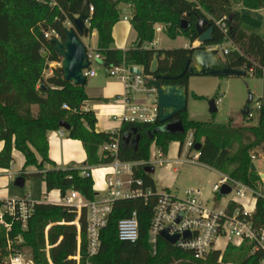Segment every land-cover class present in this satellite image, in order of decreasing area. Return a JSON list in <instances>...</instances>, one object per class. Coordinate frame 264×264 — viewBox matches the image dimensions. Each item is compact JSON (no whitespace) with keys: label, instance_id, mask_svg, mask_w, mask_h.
Segmentation results:
<instances>
[{"label":"trees","instance_id":"1","mask_svg":"<svg viewBox=\"0 0 264 264\" xmlns=\"http://www.w3.org/2000/svg\"><path fill=\"white\" fill-rule=\"evenodd\" d=\"M85 1L92 8L85 36L96 31V52L107 68L121 65L138 67L145 77H169L161 84L187 87L190 75L183 72L197 49L144 47L154 41V26L157 24L164 26L169 39L184 37L192 44L198 38L195 24L204 19L214 28L213 42L207 46L230 42L241 52L231 64L232 68L246 70L253 77L264 75V42L258 35L241 30L239 14L232 10L230 0H0V141L4 143L0 152V168H9L13 161L12 151L16 150L25 160L22 175L27 177L25 169L35 167V176L45 183L46 193L58 190L63 197L74 190L84 199L93 200L95 193L90 179L81 177L79 169H57L48 158L47 134L59 131L60 122L69 126L66 132L69 139L81 142L86 154L85 166L109 162L110 159L103 158L100 149L114 138L119 139L117 157L120 161L140 162L148 159L152 144L166 154L169 144L178 142L180 155L187 134L191 133L193 146L190 150L195 145L200 146L197 163L259 194L254 211L246 221L251 223L256 233L264 231V193L258 189L260 177L250 171L252 154L256 150H264V101L259 103L258 120L254 126L196 122L188 119L185 109L174 118L182 123L183 134L164 132L163 125L157 120L153 124H122L117 134L96 132L94 114L81 110L87 100L84 92L86 83L75 86L63 79L60 66L50 67L61 63L50 39L54 35L58 39L65 38V26L73 25ZM120 4L131 6L130 24L136 33V42L126 50L112 48V29L120 19ZM242 5L247 10H261L264 9V0H242ZM223 17L226 18V33L215 25V21ZM182 21L188 24L186 30L180 29ZM45 34H50L51 38H45ZM155 53L157 67L151 74ZM49 69L52 74L45 77L44 73ZM63 105L69 110L62 109ZM133 128L137 129L139 141L123 147L121 140L124 135L130 133L131 141H135ZM134 178L142 181L143 188L155 189V181L142 168L134 171ZM3 205L0 203V209ZM153 205V200L144 202L141 199L116 202L108 226L101 232L98 254L89 263L258 264L263 257V252L256 250L254 243L243 241L239 247L228 244L223 254L214 251L205 261H197L189 252L160 238L153 254L148 243ZM238 208L237 204L229 202L226 211L231 214ZM132 212L137 214L139 238L134 244L120 242L117 239V222ZM76 217L72 209L35 204L23 229L20 222L5 216L11 223L9 237L22 238V248L31 252L33 264H77L73 260L77 252L79 264H86L85 212L82 210L78 217L79 231L72 224ZM4 243L5 230L0 226V247Z\"/></svg>","mask_w":264,"mask_h":264},{"label":"built area","instance_id":"2","mask_svg":"<svg viewBox=\"0 0 264 264\" xmlns=\"http://www.w3.org/2000/svg\"><path fill=\"white\" fill-rule=\"evenodd\" d=\"M128 7L131 8L130 5ZM90 12H92L91 7ZM123 19L127 20V17ZM225 21L226 18L223 17L216 23V26L223 33H226ZM156 33H162V29L158 25L154 26V34ZM44 37L50 39L51 35L45 34ZM54 37L58 39L57 35ZM153 45L150 43L148 47L153 48ZM218 47L219 45H212L206 51H216ZM227 52V50H223V55H226ZM86 57L89 65L82 71V75L87 80L95 76L93 65L102 60L97 52L88 48H86ZM106 73L108 77L120 81L124 87L123 94L115 99L116 102L121 103L122 110L119 113H113L112 117L119 118L122 124H153L157 120L158 114L156 98L154 106L151 107H147L143 101L137 98L139 94H146L147 98L152 95L155 96L154 90L146 89L145 76L143 74L141 76L131 74L129 67L124 65L106 67ZM62 109L69 110L66 105H63ZM191 137L187 138L185 145L183 144L186 150H190L193 146ZM118 149L119 139L114 138L100 149L103 158L110 159L109 162L98 166H84L79 169L81 177L92 181L95 193L93 200H86L79 192L71 190L61 197L57 204H51L72 209L77 215L72 224L78 230V217L82 210L85 212L86 264H90L89 260L98 254L101 232L108 226L114 204L118 201L134 199H141L144 202L154 201L148 227V243L153 254H155L157 239L160 238L159 234L168 230L169 236H178V240L173 246L189 252L194 260L205 261L212 252L218 251L217 241L225 239L228 244L234 246L241 245L243 241L254 243L255 249L263 252V257L258 264H264V231L256 233L252 229L251 223L246 221V218L253 213L251 208L256 202V197L259 196L258 193L226 176H221L219 182L214 184L212 192L218 193L222 186H229L230 194H234L230 202L239 206L234 212L228 214L226 208L207 207L197 190L185 191L181 196H176L170 190L143 188L142 181L134 178V171L138 168L145 171L148 167L154 169L155 166H164L167 162L166 154L152 144L147 160L123 162L117 157ZM197 158V152L194 151V156L190 162H196ZM254 159L256 156L252 154L251 161ZM261 159L264 160V156H261ZM263 188L261 185L258 186L262 193H264ZM34 206L35 203L27 200H11L2 206L4 211H0V226L5 230V243L0 247V264H33L31 259L26 260L21 254L22 238L20 236L13 239L9 237L11 223L6 221L5 216L14 222H20L22 228H25L26 221L33 213ZM178 219H180L179 222H177ZM116 231L118 241L129 244L136 243L139 238L136 212L120 219L117 222ZM185 234H189L188 239L184 237ZM48 249L49 247L46 245V251ZM73 260L79 264L80 255L78 252Z\"/></svg>","mask_w":264,"mask_h":264},{"label":"crops","instance_id":"3","mask_svg":"<svg viewBox=\"0 0 264 264\" xmlns=\"http://www.w3.org/2000/svg\"><path fill=\"white\" fill-rule=\"evenodd\" d=\"M230 1H231L232 10L239 14L241 30L245 32L246 34L258 35L264 42V9L248 10L251 13L254 12L255 14L256 13L260 14L261 20L255 26L256 27L255 29L257 30H246L244 28V20H243L244 18L243 17L244 16L248 18L250 17L247 13H245L247 9L243 7L242 0H235V1H238L239 4H241L242 9H239L237 7L235 8L233 4V0H230ZM128 6L129 5H125V4H120L118 6V9L120 11V19L112 29V38H113L112 48L113 49L126 50L136 42V33L134 32L130 24L131 9H129ZM124 17H127V20H124L123 19ZM83 37H94L95 45L93 46L92 49L91 48H88V49L96 52V48H97L96 31H92L91 34H89L88 36H83ZM177 38H184V37H177ZM152 43L154 44L153 49H158L157 41L155 40V37ZM224 43L231 45L230 42H224ZM192 44H190V42L188 44H184L183 48H187V46H190V45L193 46ZM148 45H145L144 48H149ZM231 46L237 49L238 54L236 58H233L232 60H227V59L223 60L224 62L229 63V64L234 63L241 55V52L237 47L233 45ZM228 53L229 52H227L226 55H228ZM51 66L53 65L51 64L50 67ZM92 68L95 70V76L86 80V86L84 88V92L87 97V100L83 103L81 110L92 112L94 114L95 119H96V124H95L96 132L117 134L122 123L119 118H113L112 114L115 112L119 113L122 110L121 103L116 102L115 99L116 97L123 94L124 92L123 84L117 79L108 77L106 73V67L100 64V62L95 63V65H93ZM51 74H52L51 69H49L45 77H49ZM61 132L62 134H60ZM66 132L67 131L60 129L59 131L49 132L47 134L48 158L52 163H54L55 168L57 169H62V170L81 169L82 167L85 166V161H86V154H85L84 148L81 142L77 140L69 139L67 137ZM172 143L175 146V154L177 155V157H175V159L174 158L172 159L171 157L169 158V156H167L168 155V150H167L166 152V156L168 158L166 159L167 162L164 166L161 167L162 171L160 172L159 178L158 180H156V183H155L156 189H157V185L160 184L159 186L160 190H170L171 192H172V187L177 178L176 173L178 171L177 168L172 167V164H175V165L181 164V162L179 161V158L181 157V154H182V151L180 155L178 154L179 143L178 142H172ZM3 146H4V143L0 141V152L3 149ZM263 151H260L258 153H260L261 156H264ZM12 159L13 161L10 164L9 168H0V203L5 204L7 201H11V200H15V201L27 200L35 204H57L59 202V200L61 199L59 191L52 190L51 192L46 193L45 183L42 181V179L37 178L35 176V174L37 173V170L35 167H28L25 169V174L27 175V177H24L22 175L21 171L24 167L25 160H24L23 155L20 152L13 150ZM256 159H259V158H256ZM260 160L263 162V165H264V160H262L261 157H260ZM76 166H81V167L76 168ZM199 166L208 172L216 173L220 177L223 176L220 173L210 168H207L200 164ZM46 169H50V167L46 166ZM250 171L256 173L255 171L251 169V164H250ZM148 174L150 175V173ZM256 174L260 178H264V173H261V174L256 173ZM17 180L21 181V185L16 184ZM37 184L38 186L40 185L39 193H41L42 196H45L47 200L43 199L44 201H41V199H39L38 196L34 195L35 194L34 188ZM200 196H201V193H200ZM203 201L207 204L209 200L207 199ZM241 202H245V201H241ZM228 203L221 208L220 207H217V208L213 207V208L225 209ZM254 208H255V204L251 208L252 212L254 211ZM0 211L3 212L4 208L2 207ZM227 244L228 243L226 242L225 239H219L217 241L218 252L222 254ZM239 246H234V247H239ZM220 259L221 257L219 258L218 261H220Z\"/></svg>","mask_w":264,"mask_h":264},{"label":"rangeland","instance_id":"4","mask_svg":"<svg viewBox=\"0 0 264 264\" xmlns=\"http://www.w3.org/2000/svg\"><path fill=\"white\" fill-rule=\"evenodd\" d=\"M235 8L242 9L241 4L238 1L233 0ZM131 9V8H129ZM250 17H243L244 19V28L246 30H257L255 29L257 23L261 20V16L258 13H251L246 10ZM251 13V14H250ZM132 15V9L131 14ZM206 16L210 18L207 14ZM217 21H215L216 25ZM162 29V33L155 34V40L157 41V48L164 50L179 49L183 48L184 44H188L186 38H176L174 40L169 39L164 30V26L157 24ZM88 27V23L86 24ZM69 28L68 26H65ZM81 42L87 48H93L95 45L94 37H81ZM190 46V48L198 47L200 44L195 40ZM204 50H207L209 46L204 45ZM227 49L229 52L228 55H223V50ZM217 56L222 60H232L236 58L238 52L237 49L232 47L229 44L223 43L219 45L216 49ZM51 67L60 66L59 64H52ZM95 65V64H94ZM47 70L44 73V76L48 73ZM199 99H195V97ZM252 97V102L248 105L250 109L249 116H243L242 111L247 105L248 98ZM139 100L143 101L147 107L154 106L155 96L152 95L149 98L146 97V94L137 95ZM211 100L215 101L217 111L215 113L209 112V102ZM261 101H264V76L262 77H253L249 73L246 77H228V78H219V77H210V76H189L187 80V101H186V112L189 120L196 122H206L217 125H228L231 126H254L257 124L258 120V106ZM35 111V108H33ZM191 133L187 134V138H190ZM192 138V137H191ZM185 140V142H186ZM184 142V143H185ZM185 145V144H184ZM260 151L256 150L253 154L256 155V160L251 161V169L256 173H264V165L260 160L261 154ZM172 159L177 157L175 154V146L171 143L168 146V155ZM165 156V159H168ZM194 156V150H186L183 146L181 157L179 161L181 164H172L173 168H177V178L172 187V193L176 196H181L184 191L197 190L201 193V198L203 200H209L206 204L207 207H223L234 197V194H228L226 196L220 197L218 193H212V187L214 184L219 182L220 176L216 173L208 172L202 169L199 166V163L190 161ZM187 160V162L185 161ZM81 166H76V168ZM161 167L155 166L154 171L150 173V176L156 183L158 180ZM261 185L264 187V178H260L258 186ZM160 184L157 185V189ZM40 185L38 184L34 188V195L38 196L41 201L43 199L47 200L45 196H42L40 192ZM264 189V188H263ZM21 254L24 259H31V252L25 248H21ZM225 251V249H224ZM222 252V254L224 253ZM221 261V260H220ZM218 261V262H220Z\"/></svg>","mask_w":264,"mask_h":264},{"label":"water","instance_id":"5","mask_svg":"<svg viewBox=\"0 0 264 264\" xmlns=\"http://www.w3.org/2000/svg\"><path fill=\"white\" fill-rule=\"evenodd\" d=\"M91 16L90 5L88 1L84 2L83 8L78 16L73 20V25L69 28H64L65 38L57 39L55 37L50 39V43L53 44L55 54L61 59L60 68L65 81L71 82L75 86L85 85L86 79L82 75V71L88 68V60L86 57V48L81 42V36L86 35L88 23ZM188 27L187 22L182 21L181 30H186ZM195 31L198 35L196 39L200 44L199 47L192 54L191 58L186 63L183 74L188 73L190 76H210L219 78L228 77H246L248 75L246 70L235 69L231 67V64L224 62L217 56L216 51L204 50V45L213 42L214 28L207 20L200 19L195 24ZM83 37V36H82ZM46 57V54L43 55ZM157 53L154 54V60L151 65V74L156 72L157 67ZM100 64L105 66L103 62ZM131 74L141 76L143 71L138 67H129ZM145 87L148 90L155 91L156 105L158 109L157 121L163 125L162 130L170 135H177L184 133V127L181 122L174 120V118L182 113L186 109L187 101V87L185 85H167L161 84V81L169 80V77H145ZM252 102V97L248 98L247 105L242 111L243 116L250 115L249 104ZM217 111L214 100L209 102V112L215 113ZM59 128L68 131L69 126L65 122L59 123ZM132 133L136 135L135 141H131L130 133L122 137V146L125 147L129 144H136L139 141V135H137V129L133 128ZM199 145L194 146V151H199ZM154 169L148 167L145 172L152 173ZM17 185H21V181H16ZM231 189L229 186H222L218 192L220 197L230 194ZM180 219L177 220L179 222ZM160 238L170 245H174L178 240V236L171 237L168 235V230L162 231ZM186 239L189 238V234H185Z\"/></svg>","mask_w":264,"mask_h":264}]
</instances>
